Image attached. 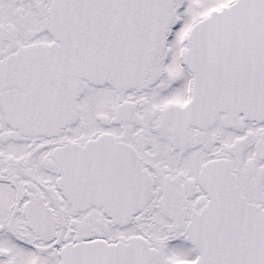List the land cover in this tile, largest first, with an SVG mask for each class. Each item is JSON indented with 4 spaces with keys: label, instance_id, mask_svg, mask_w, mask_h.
I'll use <instances>...</instances> for the list:
<instances>
[{
    "label": "snow or ice",
    "instance_id": "snow-or-ice-1",
    "mask_svg": "<svg viewBox=\"0 0 264 264\" xmlns=\"http://www.w3.org/2000/svg\"><path fill=\"white\" fill-rule=\"evenodd\" d=\"M0 264H264V0H0Z\"/></svg>",
    "mask_w": 264,
    "mask_h": 264
}]
</instances>
